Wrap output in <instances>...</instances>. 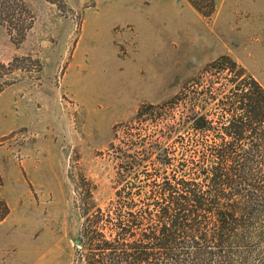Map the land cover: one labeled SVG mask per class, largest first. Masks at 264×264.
I'll use <instances>...</instances> for the list:
<instances>
[{
  "label": "rangeland",
  "instance_id": "rangeland-1",
  "mask_svg": "<svg viewBox=\"0 0 264 264\" xmlns=\"http://www.w3.org/2000/svg\"><path fill=\"white\" fill-rule=\"evenodd\" d=\"M222 56L264 89V0H215L210 16L188 0H0V264H86L84 228L112 240L92 221L118 192L136 221L128 242L144 244V142L182 151L165 126ZM247 138L238 154L258 167ZM258 168L257 190L240 186L255 199L244 234L205 264H264Z\"/></svg>",
  "mask_w": 264,
  "mask_h": 264
},
{
  "label": "trees",
  "instance_id": "trees-1",
  "mask_svg": "<svg viewBox=\"0 0 264 264\" xmlns=\"http://www.w3.org/2000/svg\"><path fill=\"white\" fill-rule=\"evenodd\" d=\"M188 1L203 16L214 11L215 0H204L205 7ZM204 72L207 86L188 100L184 96L179 118L165 126L166 133L181 134L182 151L174 154L154 140L144 142V244L128 242L136 221L129 219L131 207L119 200L118 192L112 211L98 208L92 221L112 240L97 239L102 232L92 235L84 228L79 241L88 254L86 264H205L211 249L223 253L244 234L241 223L255 199L243 196L240 186L256 191L255 171L264 166V89L228 56L211 62ZM223 72L224 89L214 86ZM209 102L214 107L204 108L205 113L196 110ZM246 135L248 150L258 154V167L238 154ZM260 193L262 203L264 187ZM8 215L0 200V222Z\"/></svg>",
  "mask_w": 264,
  "mask_h": 264
},
{
  "label": "crops",
  "instance_id": "crops-1",
  "mask_svg": "<svg viewBox=\"0 0 264 264\" xmlns=\"http://www.w3.org/2000/svg\"><path fill=\"white\" fill-rule=\"evenodd\" d=\"M8 217V216H7ZM7 217L3 220V221H1L0 222V227H2L3 226V224L5 223V221H6V219H7Z\"/></svg>",
  "mask_w": 264,
  "mask_h": 264
},
{
  "label": "water",
  "instance_id": "water-1",
  "mask_svg": "<svg viewBox=\"0 0 264 264\" xmlns=\"http://www.w3.org/2000/svg\"><path fill=\"white\" fill-rule=\"evenodd\" d=\"M75 243H79V241L78 240H75Z\"/></svg>",
  "mask_w": 264,
  "mask_h": 264
}]
</instances>
